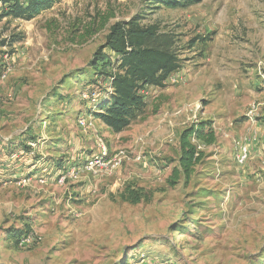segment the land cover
Here are the masks:
<instances>
[{"label": "rangeland", "instance_id": "374dc122", "mask_svg": "<svg viewBox=\"0 0 264 264\" xmlns=\"http://www.w3.org/2000/svg\"><path fill=\"white\" fill-rule=\"evenodd\" d=\"M148 5L60 0L0 20V264H264V0ZM138 15L173 37L180 67L112 132L82 95H105L93 55L112 24ZM198 121L215 141L191 140L202 157L171 185L180 133ZM103 150L126 159L88 168ZM129 184L150 197L123 201Z\"/></svg>", "mask_w": 264, "mask_h": 264}, {"label": "trees", "instance_id": "16d2710c", "mask_svg": "<svg viewBox=\"0 0 264 264\" xmlns=\"http://www.w3.org/2000/svg\"><path fill=\"white\" fill-rule=\"evenodd\" d=\"M60 0H0V20H29L48 10ZM154 6L168 9L183 8L198 4L202 0H148ZM141 16L131 17L128 21H117L109 28L105 43L93 55L91 64L97 68L95 74L107 82L105 95L90 94L91 102L87 116L92 115L112 132H120L140 115L146 107L143 90L147 86L164 87L171 73L180 67V59L173 49V37L157 33V27L144 26ZM5 41H0V46ZM108 50L105 52L104 50ZM98 66V67H97ZM211 145L215 141V131L210 121H198L184 128L179 136L180 154L177 166L171 171L174 185L179 176L188 182L202 157V152L195 143ZM8 152L15 149L29 148L23 141L15 146L7 145ZM14 147V148H13ZM6 149V150H7ZM25 152V150H24ZM58 166H60L58 164ZM123 201L138 204L147 200L149 192L141 188L134 189L126 185L121 193ZM24 232H16L13 237H20ZM19 240V238H18Z\"/></svg>", "mask_w": 264, "mask_h": 264}, {"label": "built area", "instance_id": "2783aa9c", "mask_svg": "<svg viewBox=\"0 0 264 264\" xmlns=\"http://www.w3.org/2000/svg\"><path fill=\"white\" fill-rule=\"evenodd\" d=\"M82 97H84V99L88 100L90 98V95H82ZM254 109H255V106L252 105L248 114L252 115ZM78 123L81 127H85V125H86V121L84 118H80L78 120ZM248 155H249V149H248L247 145H245V144L241 145V147L238 151V154L236 155L237 162L239 164H243L246 161V159L248 158ZM125 159H126V153L123 151H118L117 153H115L113 155L112 158L106 160L105 152L103 150L100 155L96 154V155L88 158L86 161V166L88 168L93 169V170H99V171H101V170L107 171V170H111V169L113 170L116 167H118L119 165H121L125 161ZM136 159L138 160L139 157H137Z\"/></svg>", "mask_w": 264, "mask_h": 264}, {"label": "crops", "instance_id": "0c3cea01", "mask_svg": "<svg viewBox=\"0 0 264 264\" xmlns=\"http://www.w3.org/2000/svg\"><path fill=\"white\" fill-rule=\"evenodd\" d=\"M263 133V132H262ZM264 135V134H263ZM262 148H263V150H264V145H262ZM262 152V151H261Z\"/></svg>", "mask_w": 264, "mask_h": 264}]
</instances>
